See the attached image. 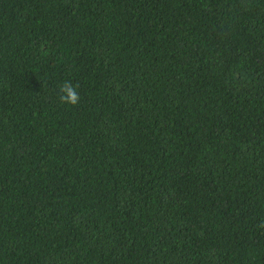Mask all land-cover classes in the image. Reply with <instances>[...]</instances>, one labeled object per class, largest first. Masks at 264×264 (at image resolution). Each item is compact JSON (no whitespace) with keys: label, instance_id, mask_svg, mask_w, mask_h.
Returning a JSON list of instances; mask_svg holds the SVG:
<instances>
[{"label":"trees","instance_id":"trees-1","mask_svg":"<svg viewBox=\"0 0 264 264\" xmlns=\"http://www.w3.org/2000/svg\"><path fill=\"white\" fill-rule=\"evenodd\" d=\"M0 264H264V0H0Z\"/></svg>","mask_w":264,"mask_h":264},{"label":"clouds","instance_id":"clouds-1","mask_svg":"<svg viewBox=\"0 0 264 264\" xmlns=\"http://www.w3.org/2000/svg\"><path fill=\"white\" fill-rule=\"evenodd\" d=\"M59 92L61 104L75 106L80 101L78 85H73L71 81H64L59 88Z\"/></svg>","mask_w":264,"mask_h":264}]
</instances>
